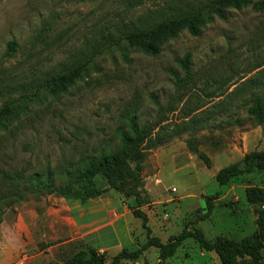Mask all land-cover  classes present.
Here are the masks:
<instances>
[{
	"label": "rangeland",
	"instance_id": "obj_1",
	"mask_svg": "<svg viewBox=\"0 0 264 264\" xmlns=\"http://www.w3.org/2000/svg\"><path fill=\"white\" fill-rule=\"evenodd\" d=\"M208 1L0 0V109L20 95L39 94L38 100L13 104L21 116L0 130V170L23 178L114 149L132 115L151 135L161 131L164 138L146 150L139 200L107 188L99 176L74 185L79 192L104 190L98 197H29L6 210L0 264H66L87 248L107 259L123 248L135 250L146 241V231L133 209L146 215L151 237L162 243L191 228L210 241L253 234L256 214L244 190L264 189V173L225 186L215 175L241 165L245 154L264 151V124L248 115L253 96L264 97V3L230 8L226 20L213 16L199 36L182 31L157 56L123 44L112 48L95 57L97 70L54 98L37 88L39 80L63 66L85 61L128 23L157 20L171 9ZM12 41L17 46L9 55ZM187 53L193 74L180 83L183 72L175 59ZM189 140L210 159V168L190 152ZM122 264H160L158 251L149 248L138 261ZM164 264L221 263L189 238Z\"/></svg>",
	"mask_w": 264,
	"mask_h": 264
},
{
	"label": "trees",
	"instance_id": "obj_2",
	"mask_svg": "<svg viewBox=\"0 0 264 264\" xmlns=\"http://www.w3.org/2000/svg\"><path fill=\"white\" fill-rule=\"evenodd\" d=\"M264 0L255 3L254 0H209L200 7L174 8L165 17L157 20L143 21L138 25L128 23L125 29L116 32L108 44L101 43L103 48L91 52V56L82 63L77 61L63 66L61 70L39 80L37 88L47 92L50 97H56L71 88L77 81L89 72L97 70L95 57L123 44L126 48L135 49L148 56H157L163 46L177 37L182 31L191 36H199L201 29L213 16L226 20V11L230 8L241 9L254 4L262 6ZM173 10V11H172ZM14 41L8 44L9 55L16 49ZM175 62L183 72L182 83L192 77V63L189 53ZM39 94L32 96L20 95L16 100L5 102L0 109V130L7 131L15 122L20 120V114L13 108L21 101L37 99ZM248 115L259 126L264 124V97L255 94ZM14 104V105H13ZM163 137L161 131L151 135L150 131L141 127L134 115L127 120V129L121 131L119 141L114 149L102 152L97 156H89L77 162H68L55 168L46 167L44 170L34 171L27 177L20 178L17 172L0 170V223L6 210L12 209L19 202L27 198H39L44 195L58 194L67 200L87 201L100 196L104 190L96 189L94 192H79L75 184L85 181H96L101 176L109 189H113L124 196H134L139 200L137 190L141 183V164L145 158L146 150L159 146ZM190 152L195 154L207 168H210V159L200 151L194 140L187 141ZM255 171L264 173V151L245 154L242 164H232L220 169L215 175L219 186L227 185L232 179ZM23 176V175H21ZM62 185H56V180ZM246 201L254 208L256 214V230L251 236L238 241L218 236L207 240L202 230L198 228L183 229L179 235L171 236L165 243L158 238L151 237L150 229L146 226L147 217L139 209H133L134 218L141 219L142 227L146 231V241L135 250L121 249L118 253L107 259L104 253L94 248L78 251L66 264H122L123 261L136 262L149 248L158 251V261L164 264L173 257L182 242L193 239L204 252H213L221 264H264V189L257 186H247L244 190ZM209 206V205H208ZM211 207V206H209Z\"/></svg>",
	"mask_w": 264,
	"mask_h": 264
},
{
	"label": "crops",
	"instance_id": "obj_3",
	"mask_svg": "<svg viewBox=\"0 0 264 264\" xmlns=\"http://www.w3.org/2000/svg\"><path fill=\"white\" fill-rule=\"evenodd\" d=\"M103 251V250H102Z\"/></svg>",
	"mask_w": 264,
	"mask_h": 264
}]
</instances>
